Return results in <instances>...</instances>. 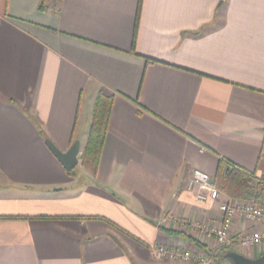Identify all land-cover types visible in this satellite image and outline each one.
<instances>
[{
    "label": "crops",
    "instance_id": "0c3cea01",
    "mask_svg": "<svg viewBox=\"0 0 264 264\" xmlns=\"http://www.w3.org/2000/svg\"><path fill=\"white\" fill-rule=\"evenodd\" d=\"M137 2L0 0V264L264 252L202 235L223 198L186 188L220 162L264 178V0H142L135 29ZM98 91L113 100L92 174L80 154ZM44 138L79 141L74 177ZM259 229L233 222L235 236Z\"/></svg>",
    "mask_w": 264,
    "mask_h": 264
},
{
    "label": "built area",
    "instance_id": "2783aa9c",
    "mask_svg": "<svg viewBox=\"0 0 264 264\" xmlns=\"http://www.w3.org/2000/svg\"><path fill=\"white\" fill-rule=\"evenodd\" d=\"M262 151L264 154V138ZM259 182L262 188L257 192L255 191L252 196L233 198L219 189L216 178L210 177L209 174L200 169L193 168L187 180L186 188L194 193L196 201L202 203L207 199L223 198L218 207L217 225L201 228L202 235L214 240L219 248L230 247L233 244L237 245L236 247L264 246V178L256 179L254 177L249 185L256 187ZM237 217L254 225L262 226V229L248 235L235 236L233 222ZM150 253L156 259H167L177 264H189L191 262L214 264L212 257L198 250L190 251L159 245L151 248Z\"/></svg>",
    "mask_w": 264,
    "mask_h": 264
},
{
    "label": "trees",
    "instance_id": "16d2710c",
    "mask_svg": "<svg viewBox=\"0 0 264 264\" xmlns=\"http://www.w3.org/2000/svg\"><path fill=\"white\" fill-rule=\"evenodd\" d=\"M141 1L142 0H138L137 2L135 29L139 17ZM39 9H43L42 4H40ZM112 100L113 95H107L102 91H98L95 96L88 136L80 154L81 165L88 168L92 174L95 173L97 162L101 153L102 144L107 130L108 118L111 111ZM226 163L227 166H224L220 162L216 172L217 185L221 191L233 198H248L252 196L255 191L257 192L262 188L260 182L256 187L249 185L250 181L254 178L253 173H250L235 164L229 162ZM75 170L76 168L74 167L69 171L66 170V173L74 177ZM195 243L199 247L205 248L199 242ZM222 257H224V253L222 254ZM219 262L220 259H218L216 264H219Z\"/></svg>",
    "mask_w": 264,
    "mask_h": 264
},
{
    "label": "water",
    "instance_id": "95a60500",
    "mask_svg": "<svg viewBox=\"0 0 264 264\" xmlns=\"http://www.w3.org/2000/svg\"><path fill=\"white\" fill-rule=\"evenodd\" d=\"M44 143L65 170L69 171L78 164L80 146L78 140H75L69 148L64 151L58 149L48 138H44ZM223 258L227 259L230 264H264V252L259 257L251 259L234 250H227Z\"/></svg>",
    "mask_w": 264,
    "mask_h": 264
}]
</instances>
